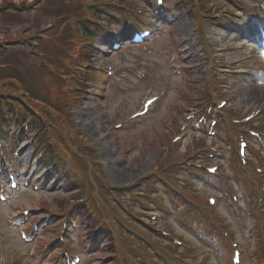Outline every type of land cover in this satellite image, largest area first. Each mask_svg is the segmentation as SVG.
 I'll return each mask as SVG.
<instances>
[{
  "label": "rangeland",
  "instance_id": "obj_1",
  "mask_svg": "<svg viewBox=\"0 0 264 264\" xmlns=\"http://www.w3.org/2000/svg\"><path fill=\"white\" fill-rule=\"evenodd\" d=\"M19 1V0H17ZM25 1V0H20ZM27 1V0H26ZM30 1V0H28ZM26 17L28 21H36L41 24L38 27L43 28L45 25L51 23L52 17H48L42 13H38L37 10H33L29 12L28 15H23ZM186 14L180 16V19L176 21V26L174 27L173 37L168 35L166 30L163 32L161 36V40H163V44L158 48V52L155 55L154 60H158L161 62L166 69V74H168V67L164 62L163 51H167L170 46H172L173 39L176 41V44L182 47L187 48V53L191 54L193 49V38L197 36L195 22L187 18ZM22 24L14 23L11 27V31L14 33H19L22 28ZM179 27H183V29L178 30ZM35 30L29 32V34L34 33ZM207 35L209 31L207 30ZM43 43V42H42ZM215 46L221 47V45L216 44ZM27 49V48H25ZM25 55L16 54L12 55L9 60L11 62H16L17 66L14 68L15 72L18 74V77L15 79H10L3 81L4 84L11 82L16 86L22 87V84H30L32 85L38 92L40 93H51V88L53 86L51 75L46 73L40 64L34 63L33 66L28 67L25 65ZM52 61L56 63L55 56H52ZM200 62L202 63V57L200 54L192 55V58L189 61V64L193 65L194 63ZM141 64L140 61L134 63L135 66ZM208 71H211V66L207 65ZM210 75L208 73L203 72L201 75H194L193 78L190 76H184L181 79L178 78H170L172 81V88L170 89V95L166 100L165 109L155 116L149 123L145 124L142 128L137 130L134 134H128L121 136V140L118 143H114L112 137V128L113 125L118 123L116 120H121L128 113L135 111L137 107H133L135 103V98L131 95L128 96H118L112 98L110 103L106 102V110L108 112H93L90 110V107L93 105L94 98L85 95L86 99L81 102V105L74 110L76 113V118L78 120V128L82 130L85 134H87L90 139L94 141V145L97 149L101 151L102 161H109L118 156V159L122 156L123 150H126L136 139L140 150H138L131 158L128 164L124 166L117 165L114 166V170H112L109 165L105 168L106 174L111 179L112 184L116 187H123L130 183H135L137 180L145 177L148 173L151 172L152 166L156 163L160 158L157 155L156 149H149L146 153L143 151V143L148 139L157 140L160 136L168 135V127L173 126L176 129L175 124L176 120L184 115L181 114V109L188 108L191 105V102L196 100L197 91L196 87L202 88L205 83L210 81ZM193 81L198 82L197 84L191 83ZM103 82V79L100 80ZM136 83L135 78H131L128 82H126V87H132ZM91 97V98H90ZM234 105L232 106L233 111H237L240 113H247L252 109H263L264 108V86H261L258 90H251L248 93H244L243 96L238 98L236 101H233ZM242 107L243 110H239L238 107ZM139 109V108H138ZM137 110V109H136ZM262 123L264 124V115L262 116ZM98 124V130L93 128ZM94 126V127H95ZM141 136H144V139H141ZM172 137V134H170ZM169 136V137H170ZM102 138H105L102 140ZM194 138H198V136H191L184 140L181 144V148L178 151H175L176 159L182 160V155L185 153L187 149V145ZM120 146L118 147V144ZM220 145H224L222 142H219ZM130 159V158H129ZM118 161V160H117ZM155 165V164H154ZM62 182L60 183V185ZM240 189L242 191V185H240ZM22 193V192H21ZM18 195V197L21 195ZM68 194L64 192L62 194L61 190L58 189L54 192L48 194H34V193H26L19 197L21 208H31L32 210L40 211V209L44 206H48L51 212H56L58 206V199L62 196H67ZM58 201V202H57ZM42 215H39L40 217ZM3 231V230H1ZM9 239L4 241V237L2 236V232L0 233V264H7L8 257L12 258L13 255L17 254L20 249H22L23 245L19 240V237L12 231L8 230ZM49 237L45 238L48 239ZM254 246H251V250L248 249V252L253 251ZM220 261L219 256L214 254L212 258L211 264H218Z\"/></svg>",
  "mask_w": 264,
  "mask_h": 264
}]
</instances>
